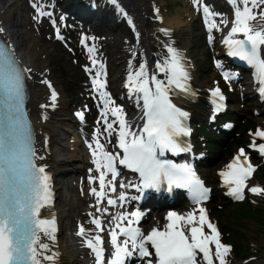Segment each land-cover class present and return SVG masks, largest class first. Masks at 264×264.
<instances>
[{
	"label": "snow or ice",
	"instance_id": "obj_1",
	"mask_svg": "<svg viewBox=\"0 0 264 264\" xmlns=\"http://www.w3.org/2000/svg\"><path fill=\"white\" fill-rule=\"evenodd\" d=\"M116 3V0H112ZM234 8L235 19L229 34L225 37L223 43L228 45L229 55L237 56L246 61L256 69L257 76L264 84V58L260 57L259 49L264 45V27L255 30L248 23L250 20H256L257 16L264 19V0H230ZM194 6L201 5V0H192ZM32 6L36 9L37 16L34 19L39 21L41 16H51V13L43 12L42 5L37 0H33ZM260 9L259 11H253ZM199 11L200 8L197 7ZM158 12V10H157ZM205 14V23L208 25L209 32L212 28L218 26L213 20L209 23V17H214L208 6H203ZM63 19V17H61ZM227 24V21H221ZM51 23L56 31L57 39H63L60 35L59 27L53 19ZM131 24V20H129ZM4 30L0 28V33ZM167 33V30L162 29ZM243 33L245 39L234 40L233 35ZM213 37L209 36V43ZM84 44V39L81 41ZM85 47H88L85 45ZM170 54L163 65L157 64L160 71L165 72L167 80H159L153 74L149 80L146 65L141 63L138 70L130 72L126 87L130 88V98L136 96L137 103L143 101L142 108L144 124L139 132L134 131L132 125L125 119L123 108L114 105L105 88L106 82H101L100 72H96L92 83L104 105V124L106 127L103 132L111 135L114 131V124L118 123V147L123 155L113 154L104 150V145L100 143L97 132L94 134L95 149L93 155L100 157L96 161L99 174L100 191L96 188L91 189V194L97 197V205L103 202V189L105 187V177L111 173L112 180H115L117 171L115 161L119 158V164L138 172L141 177L143 188H154L159 190L163 181H167L168 188L174 185L177 188L187 189L196 204L208 198L209 189L205 188L202 181L196 177L195 172L189 164L176 165L171 161L161 160L166 151L174 154L190 151V146L182 144L177 138L190 134V129L185 121L188 113L179 109L170 99L169 93L173 89H178L183 93H191L187 80L188 73L182 62V55L175 48L166 45ZM88 52H94V46L88 47ZM135 55V53H133ZM92 64L97 61L90 56ZM101 67H103L101 65ZM217 67H222L219 63ZM129 68H132L131 61ZM22 71L27 72L30 69L20 70L12 58L11 50L0 49V106L4 112H0V264H42V259L53 261L54 255H45L49 250V245L43 243L38 233H43L45 237L55 240L56 231L55 220L42 218L41 209L49 203L50 192L47 181L49 177L45 174V167L34 163L35 148L32 144V138L27 128L23 127V75ZM86 72L92 70L85 67ZM226 80L230 77L224 74ZM48 87L51 84L47 81ZM154 86V87H153ZM260 93L264 96V87L260 88ZM213 96L223 100L220 89L213 90ZM56 92H51V99L56 100ZM48 105H41L47 107ZM54 106V105H51ZM111 113L116 119L109 122L108 113ZM78 118L83 121L84 113H76ZM256 137L264 139V130L257 129ZM91 148L92 145L90 144ZM250 147L264 154V143L258 146L253 141ZM244 155V149L234 158V161L228 165L232 171L221 172L225 184L229 185V195L240 200L244 198V189L247 187L245 181L250 178L254 172V167L245 157L247 167H236L240 156ZM43 159V157H39ZM101 169H103L101 171ZM44 174V175H41ZM97 178L90 177V182ZM111 191H115L112 181H108ZM125 187L123 183L120 185ZM135 186V185H129ZM253 194H264V188L254 186L248 188ZM132 199H136L132 197ZM120 201L125 200V193L119 196ZM107 204L116 206V201L109 198ZM122 206V205H121ZM97 212L107 213L108 209H100ZM199 220H196L195 214L188 213L186 216L179 215L174 211L168 213L166 219L169 221L163 230L152 228L145 235L139 227H132L133 220L138 221L142 213L133 211L131 213H121L119 217H112L113 220L128 221V225L122 226L116 224L120 229L119 235L126 237L118 241V234L115 229L109 231L110 243L114 247L111 258L107 264H125V257H131L138 252L139 257L148 259L145 264H226V254L230 251V246H226L220 241V233L215 224L208 220L206 210L199 208ZM92 215V214H89ZM89 223L94 224L96 229L105 231L101 220L94 217ZM191 225L189 228L188 226ZM210 230L206 233L204 226ZM93 232L91 228L79 226L78 235L83 237L84 244L95 254L96 264H105L103 238L100 235H90ZM130 245V247H129ZM148 245L153 251L149 250ZM215 246V251L212 249ZM155 256V261L152 257Z\"/></svg>",
	"mask_w": 264,
	"mask_h": 264
},
{
	"label": "bare ground",
	"instance_id": "obj_2",
	"mask_svg": "<svg viewBox=\"0 0 264 264\" xmlns=\"http://www.w3.org/2000/svg\"><path fill=\"white\" fill-rule=\"evenodd\" d=\"M123 5L125 7L132 8L134 10V14L137 16L139 22L142 23L146 34H143V45H146L147 54L157 53V56L161 54L164 62L168 59L170 54L168 52H162L160 45V37L158 34V30L160 27H166L171 30V33L175 34V38L177 40V47L181 50L184 58L186 56V67L189 70L188 74L194 77L197 86L198 80L196 79L195 69L193 66L187 61L189 60L186 51H190L191 48V37H190V22L194 21L196 18V12L191 11L188 4H190V0H171L182 2L184 5L183 9H178L175 13L166 12V1L167 0H123ZM105 3V14L109 15L111 18L117 20V14L112 7L107 3V1H103ZM204 1H201L202 7L204 5ZM46 4H48L46 2ZM78 4L83 6V4L79 1ZM154 6H153V5ZM19 2L16 0L12 2L9 6L3 4V0H0V28L6 29V34L11 38V41L15 44L16 47L21 49L23 58L27 65V68L30 69L28 73L30 74V94H31V103L29 104L32 108V119L37 125L38 130L41 134V153L40 157H43L42 162L45 163L49 167V173L51 179L57 178V193H56V202L54 211L57 212L54 217L56 231L54 233L55 240L49 239L43 235L42 242L47 243L49 245V250L45 252V255H52L55 252L60 254V257L55 254L53 261H47L42 259V264H88L85 261L86 255L88 253L93 254L91 249H89L83 242V237L79 236L78 230L80 225H84L85 228L93 229V232L90 235H100L102 238H106L109 231L112 230L116 220H113L112 217H117L116 214L111 212H97V207L100 209H104L102 207V203L94 206L92 209L85 210L84 206L90 204L93 201L97 202L96 196L86 194L84 187L85 185L92 184L90 181V177L94 178L92 172H90V167L88 165V161L92 158L89 154L84 156V153L78 152V148L80 147L78 144L79 137L75 136L77 134V128L81 121L78 116L77 119L79 121L71 123L68 117L65 116L64 112L66 111V106L68 100H66L63 95V90L59 86L61 81L60 78L56 75V70L54 69V62L50 57L51 48L55 47V42L50 39V37L41 35L42 30L40 28L37 20L32 22L34 30L32 32H28L27 36L25 32L23 33L19 28L20 25L18 21H15L16 16L18 15L19 9L17 6ZM160 11V14L157 15L162 21L161 26L157 24L154 25L151 21L153 19L152 8ZM50 11H52V4L49 5ZM54 10V9H53ZM58 16V12L54 10L51 14V18L55 19ZM60 16V14H59ZM149 17L148 19H146ZM32 18V17H31ZM151 19V21H150ZM258 27L263 26L262 23L256 24ZM28 27V25H27ZM36 27V28H35ZM141 27V24H140ZM158 29V30H157ZM51 32H54V36L56 37L55 29H49ZM61 35V34H60ZM109 38L106 39L107 42V54L111 56V61L116 65L117 72L123 68L122 56H128L130 51H127L128 42L130 41V45H133V40L130 38V34L118 35V32L113 34H108ZM64 39V37H63ZM82 39H87L83 36ZM81 39V40H82ZM50 40V43L49 41ZM92 41V40H91ZM91 46L96 47L95 44H89ZM99 45H97V49ZM106 54V53H105ZM154 63H157V59H153ZM93 65V64H92ZM101 65L103 67H101ZM92 67V66H89ZM88 67V68H89ZM94 70L99 72V69L107 71V64L100 63L97 65H93ZM212 69V67H211ZM198 71V70H197ZM196 71V73H197ZM119 73V72H118ZM117 73V74H118ZM216 77H219L217 72L212 73ZM165 72H163V75ZM102 75L99 77L101 80ZM51 84V88L57 89L55 92L57 94L56 100L58 101V107H55L54 102L51 99V91L48 87V83ZM126 79L124 73H119L118 79L119 81ZM117 85L116 79L114 80ZM213 86V85H212ZM211 86V87H212ZM201 87V86H200ZM61 88V89H60ZM238 88H240L238 86ZM94 87L92 88L93 91ZM111 90V89H109ZM103 91L109 92L105 86ZM199 97L197 103L192 105V108L200 113L204 112L205 104L203 98V92L198 90ZM248 93V91H246ZM249 97H251L249 95ZM136 101V100H135ZM41 105H48L47 107H41ZM54 105V106H51ZM39 106V108H38ZM137 104H134L132 110L135 112L137 110ZM124 108V107H123ZM251 108H254L251 106ZM82 112V111H81ZM124 113L127 111L123 110ZM132 113V111H130ZM198 113V112H197ZM132 116V115H131ZM262 117V116H261ZM115 117L108 113L107 119L109 122L113 121ZM264 119V118H263ZM104 120V118H103ZM74 125L75 132L74 135H71L70 131L72 126ZM99 125H101L99 123ZM116 124H114V131L112 134L116 133ZM104 127L102 126H92L88 130V136L91 134H96L97 132L101 133ZM71 135V136H70ZM102 134L99 135L98 138H101ZM105 144H109L108 139L111 136L107 135ZM89 141L92 142L93 147L91 150H94L95 140L94 137L89 138ZM80 160V161H78ZM78 161L79 167L75 169L73 166ZM227 166L224 165V168L221 169L220 173L225 170ZM73 168L74 173H70L74 176L80 177V182L72 184L69 186V192H71L70 196H65L61 193V182L60 178H64L67 175L68 170ZM69 174V175H70ZM222 176L219 174L214 177V180L218 185H221ZM258 186V181L253 177L247 183V189L250 187ZM218 195H221V189L218 190ZM94 204H92L93 206ZM92 214V215H89ZM94 217H98L102 225L105 228V231L101 232L99 229H96L94 224L89 223ZM159 220V216L157 218H153L152 216L149 218V221H157ZM58 228V229H57ZM213 249L215 246L212 245ZM232 258V257H231ZM235 264H238L237 262Z\"/></svg>",
	"mask_w": 264,
	"mask_h": 264
},
{
	"label": "rangeland",
	"instance_id": "obj_3",
	"mask_svg": "<svg viewBox=\"0 0 264 264\" xmlns=\"http://www.w3.org/2000/svg\"><path fill=\"white\" fill-rule=\"evenodd\" d=\"M14 1L16 0H3V4L9 6ZM17 1L19 2V5L17 6L19 13L16 16L15 21H18V24L21 27L19 29L23 33L25 32L27 36L28 32H32V30H34L32 22L37 20L34 19V17L37 16V12L36 10L30 8V3L28 1ZM166 4V12L169 13H175L178 9L184 8L183 3L178 1L174 2L167 0ZM263 7L264 5H261V8ZM38 23L41 25V35H45L47 37L49 36L51 39L53 34L47 32L51 28L49 21L43 20L40 17ZM203 25L204 24L200 15L197 19L190 22L191 27L189 28L192 46L190 48L189 55L192 57L196 67L198 68L196 73L198 85L200 84L199 86L208 88L213 85L214 81L220 79L212 74L211 65L214 64V60H212L209 55L208 43H206V38L202 35ZM122 29H124L123 26ZM60 30H63V36L67 38L66 42L61 39L55 40V37H53L56 44L55 47L50 49V57L54 62L56 75L61 81L59 86L62 89H60L63 90L62 93L66 100H68L66 111L64 112L65 116L62 117H68L69 121H74L76 120L74 119L75 110H83L86 113L87 122L91 123L94 120V113L89 114L87 110H93L92 91L90 90L92 86H88L87 83L93 78H90V72L85 71V63L87 60L84 55L86 51L80 45V38L83 34L78 33L71 28L70 30ZM118 33H120L119 30ZM48 41L50 43V40ZM99 42L100 45L104 44L102 39ZM64 43H68L70 47L68 48L64 46ZM72 48L73 51H70ZM112 67L113 69H116V65L113 63ZM114 75L115 72H113V76ZM238 99H241V97H238ZM82 100H86V102L81 106L84 109L79 106L72 105L76 101ZM249 104H254V100H250ZM233 106L234 105H232V108ZM234 107L235 110H237V114H233V117L236 120V129L234 130L236 139L231 140L230 142L228 141L222 150L216 149L218 148L217 145L214 146L216 150L212 151L213 161L208 162V165H204L202 168L205 177L211 184H214V177L219 168L230 160L231 156L238 148L248 146L247 148L249 149V146L252 145V133L259 124L264 125V117H257L250 113L244 105H242V100L240 103L235 104ZM79 150H81V148H78V152ZM258 163L260 164V169L257 172L255 179L258 181V185L264 188V160L261 159ZM78 166L79 165L77 163L74 164L73 167L78 168ZM73 180V176L68 174L64 178H60L62 186L61 193L63 195H71V192H69V186L72 185ZM77 180H79L78 177ZM222 202L223 201L220 197L219 199L216 197L215 201L210 204V208H212V217L219 222L224 234L229 236L223 237L225 243L228 245L231 244L235 247V252H232L235 260L234 264L236 262L238 264H243V260H250L253 257H258V259L251 264H264V194L254 197L253 195L252 197L248 195L246 203L242 205L224 206ZM220 206H224L222 210Z\"/></svg>",
	"mask_w": 264,
	"mask_h": 264
}]
</instances>
